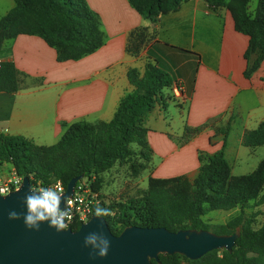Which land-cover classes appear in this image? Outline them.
Listing matches in <instances>:
<instances>
[{
    "label": "crops",
    "instance_id": "crops-1",
    "mask_svg": "<svg viewBox=\"0 0 264 264\" xmlns=\"http://www.w3.org/2000/svg\"><path fill=\"white\" fill-rule=\"evenodd\" d=\"M85 2L98 18L103 41L92 54L62 62L38 35L3 40L0 63H13L18 89L0 91V133L52 145L76 121H110L119 100L134 88L127 72L135 68L142 75L150 62L185 88L175 98L170 86L164 87L144 118L150 176L193 181L200 171L198 156L221 149L233 176L256 171L264 145L245 147L242 138L264 121V60L244 77L249 39L236 29L226 5L213 9L206 0H184L151 22L128 0ZM14 6V0H0V19ZM139 28H145L148 42L132 55L128 41Z\"/></svg>",
    "mask_w": 264,
    "mask_h": 264
},
{
    "label": "trees",
    "instance_id": "trees-1",
    "mask_svg": "<svg viewBox=\"0 0 264 264\" xmlns=\"http://www.w3.org/2000/svg\"><path fill=\"white\" fill-rule=\"evenodd\" d=\"M183 1L128 0L141 16L151 22L176 10ZM249 1L206 0L213 9L227 3L236 29L248 37L246 79L264 60V0H257L253 14L247 11ZM14 2L15 6L0 19V46L4 39L18 34H35L55 49L58 61L67 62L92 54L103 44L98 18L85 0ZM32 2L36 7L31 5ZM144 31L145 28H139L131 33L127 46L130 54L140 53V47L147 38ZM127 79L134 88L119 100L110 121H76L66 126L63 136L52 145H38L19 135L0 133V166L9 164L17 175L29 177L31 185L47 186L60 180L66 188L75 176L98 178L115 163L132 160L134 156L150 161L143 121L159 103L162 89L174 81L167 71L150 62L145 64L142 75L135 68L129 70ZM17 89L15 66L12 62L0 63V91L15 92ZM190 134L185 129V139ZM242 141L249 148L264 145V121L245 133ZM198 159L201 163L199 175L191 183L185 177H149L148 188L140 197V206L135 205L131 209L134 211L133 221L126 213L116 219L106 216L108 227L116 235L133 225L165 227L177 232L206 229L217 235L232 234L238 228L240 237L230 252L215 250L192 261L176 254H162L160 263L153 260L152 264H181L182 259L188 264H264V210L258 227L253 226L256 215L246 217L243 212L215 226L206 224L202 218L212 211L243 209L251 202L255 207L264 206V158L256 171L244 177L232 175L223 149L208 157L199 155ZM79 225L75 224L73 230H77Z\"/></svg>",
    "mask_w": 264,
    "mask_h": 264
},
{
    "label": "water",
    "instance_id": "water-1",
    "mask_svg": "<svg viewBox=\"0 0 264 264\" xmlns=\"http://www.w3.org/2000/svg\"><path fill=\"white\" fill-rule=\"evenodd\" d=\"M82 178L83 175L75 176L67 183L61 198V210ZM29 188L30 179L24 176L18 189L0 195V264H152L153 260L160 263L162 254H176L192 261L215 250L230 252L240 237L238 228L232 234L217 235L206 229L177 232L165 227L135 225L116 235L104 217L96 218L94 215L82 222L77 230L68 228L57 233L47 223L40 224L38 231L30 230L23 220L26 212L24 196ZM10 211L21 214V219L9 220ZM90 232L97 234V244L102 238L101 233L109 239L106 258L90 255L92 251L98 252V247H85L84 237Z\"/></svg>",
    "mask_w": 264,
    "mask_h": 264
},
{
    "label": "rangeland",
    "instance_id": "rangeland-1",
    "mask_svg": "<svg viewBox=\"0 0 264 264\" xmlns=\"http://www.w3.org/2000/svg\"><path fill=\"white\" fill-rule=\"evenodd\" d=\"M228 2V0H226ZM257 0H250L247 4V11L249 14H253ZM227 3L224 2V5ZM31 5L36 7L35 3ZM148 39L144 40L147 43ZM255 58V54L252 55ZM252 59V60H253ZM156 164V162H154ZM11 166L5 165L2 168V172L6 173ZM151 174V163L149 160L141 156H134L132 160L117 162L108 171L104 172L98 178L92 177L89 179L91 189L101 199L102 206L109 208L113 211L112 215L115 219L117 216L128 214L133 221L134 211L133 206H140V197L144 191L148 188V178ZM236 175V174H235ZM85 178V177H83ZM89 178V177H88ZM191 183L192 180H189ZM251 202L249 207L240 209L234 208L228 211H212L202 216L206 224L210 226L221 225L226 223L233 216H237L240 213H244L246 217L255 214L254 227L260 226L263 220L264 206L255 207ZM129 209V210H128ZM116 228H120L117 224ZM181 264H188L184 259L181 260Z\"/></svg>",
    "mask_w": 264,
    "mask_h": 264
},
{
    "label": "clouds",
    "instance_id": "clouds-1",
    "mask_svg": "<svg viewBox=\"0 0 264 264\" xmlns=\"http://www.w3.org/2000/svg\"><path fill=\"white\" fill-rule=\"evenodd\" d=\"M3 189H0V194L3 193ZM39 193V195H34ZM61 198H62V188L60 182L47 188H29L28 193L24 196V204L26 207V212L23 215L24 225L30 230H39V225L42 223H47L52 229H55L57 233L62 232L67 229L68 223L72 218L71 209L69 207H64L61 210ZM94 216L96 218H102L106 216L114 215L113 211L109 208H103L97 206L94 210ZM8 219L15 221L21 219V214L10 211L8 213ZM102 238L97 244V234L94 232L88 233L84 237V245L87 248L88 245H93L98 247L99 251H92L91 256L99 257L104 259L107 257L110 241L107 237H104L101 233Z\"/></svg>",
    "mask_w": 264,
    "mask_h": 264
},
{
    "label": "built area",
    "instance_id": "built-area-1",
    "mask_svg": "<svg viewBox=\"0 0 264 264\" xmlns=\"http://www.w3.org/2000/svg\"><path fill=\"white\" fill-rule=\"evenodd\" d=\"M184 86L181 82L177 81L170 86L169 95L172 97L181 98L184 94ZM159 99L162 97V92L158 96ZM21 176L17 175L13 167H10L6 173H0V189H3V193L0 195H5L12 190H16L19 188L22 182ZM88 177L80 179L74 188V192L70 198H68L65 202L64 207H69L71 209L72 218L70 221H66L68 223V228L73 229L72 227L79 223L85 222L88 218L91 217L92 211L97 207L101 206V199L98 198L97 194L94 193L91 189ZM57 181L52 182L47 186H42L39 183L31 185V188H47L54 186ZM60 186L62 188V194L65 192V187L60 182ZM63 210V209H62Z\"/></svg>",
    "mask_w": 264,
    "mask_h": 264
}]
</instances>
